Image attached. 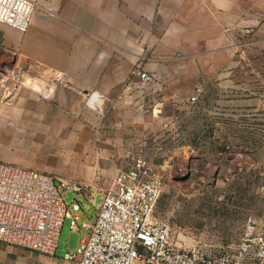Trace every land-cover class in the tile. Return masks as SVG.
I'll return each instance as SVG.
<instances>
[{
	"label": "rangeland",
	"instance_id": "rangeland-1",
	"mask_svg": "<svg viewBox=\"0 0 264 264\" xmlns=\"http://www.w3.org/2000/svg\"><path fill=\"white\" fill-rule=\"evenodd\" d=\"M237 37L228 51L172 60L163 75L149 68L150 79L137 74L142 82L124 99L86 101L81 115L37 99L45 76L16 65L2 45L0 160L91 185L111 182L124 150L141 149L168 168L157 213L174 241L210 255L232 250L264 223V42L251 30ZM61 192L67 204L76 199ZM78 199L86 203L80 224L95 216L101 196L93 205ZM70 221L59 248L68 238L77 244Z\"/></svg>",
	"mask_w": 264,
	"mask_h": 264
},
{
	"label": "crops",
	"instance_id": "crops-1",
	"mask_svg": "<svg viewBox=\"0 0 264 264\" xmlns=\"http://www.w3.org/2000/svg\"><path fill=\"white\" fill-rule=\"evenodd\" d=\"M250 30L264 42V0H39L26 32L0 23V49L45 76L36 96L45 106L81 115L86 101L124 99L142 82L139 70L163 75L172 60L228 51ZM75 247L68 238L48 255L0 242V264H73L64 254Z\"/></svg>",
	"mask_w": 264,
	"mask_h": 264
},
{
	"label": "built area",
	"instance_id": "built-area-1",
	"mask_svg": "<svg viewBox=\"0 0 264 264\" xmlns=\"http://www.w3.org/2000/svg\"><path fill=\"white\" fill-rule=\"evenodd\" d=\"M38 7L39 0H0V23L24 33ZM138 75L150 79L146 72ZM167 171L141 149L124 150L111 182L91 185L0 161V242L52 255L69 217L78 239L64 259L73 264H264V223L219 254L176 243L168 221L157 213ZM61 190L74 192L76 199L67 204ZM99 195L95 216L79 224L86 203L78 198L93 205Z\"/></svg>",
	"mask_w": 264,
	"mask_h": 264
}]
</instances>
